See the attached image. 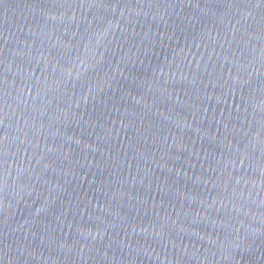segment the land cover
I'll return each mask as SVG.
<instances>
[{"label":"water","instance_id":"95a60500","mask_svg":"<svg viewBox=\"0 0 264 264\" xmlns=\"http://www.w3.org/2000/svg\"><path fill=\"white\" fill-rule=\"evenodd\" d=\"M0 264H264V0H0Z\"/></svg>","mask_w":264,"mask_h":264}]
</instances>
